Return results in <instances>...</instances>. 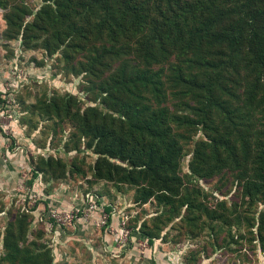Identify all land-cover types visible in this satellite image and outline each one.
<instances>
[{
  "label": "trees",
  "instance_id": "1",
  "mask_svg": "<svg viewBox=\"0 0 264 264\" xmlns=\"http://www.w3.org/2000/svg\"><path fill=\"white\" fill-rule=\"evenodd\" d=\"M38 1L26 21L33 10L24 1L0 0L6 33L23 46L37 42L88 80L102 109L90 99L82 110L74 96L49 100L46 109L97 139L96 180L133 186L141 204L157 197L186 205L179 201L189 134L182 129L197 124L181 115L186 106L205 116L207 129L213 125V134L195 143L189 177L213 179L226 168L250 205L264 203V181H257L264 175V0ZM257 133L263 167L250 176ZM253 214L251 242L264 252V211ZM229 218L214 220L229 227ZM9 235L8 264L52 263L49 251L21 249Z\"/></svg>",
  "mask_w": 264,
  "mask_h": 264
},
{
  "label": "rangeland",
  "instance_id": "2",
  "mask_svg": "<svg viewBox=\"0 0 264 264\" xmlns=\"http://www.w3.org/2000/svg\"><path fill=\"white\" fill-rule=\"evenodd\" d=\"M19 1L33 10L30 21L40 2ZM3 16L0 9V264H8L7 233L21 249L49 251L51 264H264L248 230L264 203L250 205L226 168L213 179L189 177L195 143L213 134L205 116L181 107V115L197 123L182 129L189 133L180 164L179 201L186 205L171 207L157 197L138 203L133 186L95 179L97 139L80 136L46 109L47 101L65 96H74L81 109L90 99L102 109L88 80L70 74L37 42L23 46L20 36L8 35ZM259 142L257 133L250 176L263 167L257 163ZM225 215L229 227L214 220Z\"/></svg>",
  "mask_w": 264,
  "mask_h": 264
}]
</instances>
